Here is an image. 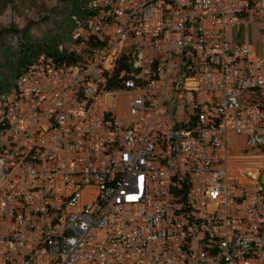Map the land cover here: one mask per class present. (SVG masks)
<instances>
[{
	"label": "built area",
	"instance_id": "1",
	"mask_svg": "<svg viewBox=\"0 0 264 264\" xmlns=\"http://www.w3.org/2000/svg\"><path fill=\"white\" fill-rule=\"evenodd\" d=\"M258 1L89 0L82 62L0 82V264H264Z\"/></svg>",
	"mask_w": 264,
	"mask_h": 264
},
{
	"label": "rangeland",
	"instance_id": "2",
	"mask_svg": "<svg viewBox=\"0 0 264 264\" xmlns=\"http://www.w3.org/2000/svg\"><path fill=\"white\" fill-rule=\"evenodd\" d=\"M89 0H0V82L16 71L19 36L26 32L36 42H52L74 50L82 62L86 56L80 37L73 38L84 21ZM226 39L246 44L253 56H264V0L247 16L237 19L225 31ZM80 40V41H79ZM230 152L242 151L243 137H228Z\"/></svg>",
	"mask_w": 264,
	"mask_h": 264
},
{
	"label": "trees",
	"instance_id": "3",
	"mask_svg": "<svg viewBox=\"0 0 264 264\" xmlns=\"http://www.w3.org/2000/svg\"><path fill=\"white\" fill-rule=\"evenodd\" d=\"M87 2V0H86ZM88 11L84 10V15L87 14ZM99 40L94 41L89 38V43H98ZM38 54L51 56L56 64L58 63H67L73 64L78 60V56L75 55L74 51L62 49L58 51L56 44L52 42H36L30 39L26 32L22 33L19 36L18 44H17V57H16V71L14 75H17L21 72L22 69L27 67L32 60V57ZM116 68H114V73L112 76L107 78L105 82L106 89H118L123 87V79L119 77L120 71H127L129 69L127 65L126 57H121L117 63Z\"/></svg>",
	"mask_w": 264,
	"mask_h": 264
},
{
	"label": "crops",
	"instance_id": "4",
	"mask_svg": "<svg viewBox=\"0 0 264 264\" xmlns=\"http://www.w3.org/2000/svg\"><path fill=\"white\" fill-rule=\"evenodd\" d=\"M237 155H239V154H237Z\"/></svg>",
	"mask_w": 264,
	"mask_h": 264
}]
</instances>
